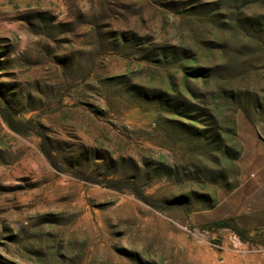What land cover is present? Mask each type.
Masks as SVG:
<instances>
[{
    "label": "rangeland",
    "instance_id": "374dc122",
    "mask_svg": "<svg viewBox=\"0 0 264 264\" xmlns=\"http://www.w3.org/2000/svg\"><path fill=\"white\" fill-rule=\"evenodd\" d=\"M0 264H264V0H0Z\"/></svg>",
    "mask_w": 264,
    "mask_h": 264
},
{
    "label": "trees",
    "instance_id": "16d2710c",
    "mask_svg": "<svg viewBox=\"0 0 264 264\" xmlns=\"http://www.w3.org/2000/svg\"><path fill=\"white\" fill-rule=\"evenodd\" d=\"M8 121V124L10 125V127L12 128V129H14V130H17L16 128H15V126L11 123V121L9 122V120H7ZM213 225H214V227H217V228H225V227H227V222H225V221H220V222H214L213 223Z\"/></svg>",
    "mask_w": 264,
    "mask_h": 264
}]
</instances>
